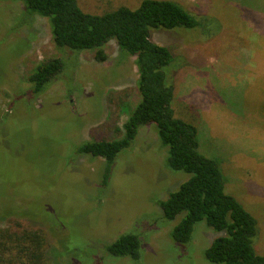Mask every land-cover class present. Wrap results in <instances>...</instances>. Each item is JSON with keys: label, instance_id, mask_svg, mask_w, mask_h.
<instances>
[{"label": "rangeland", "instance_id": "1", "mask_svg": "<svg viewBox=\"0 0 264 264\" xmlns=\"http://www.w3.org/2000/svg\"><path fill=\"white\" fill-rule=\"evenodd\" d=\"M175 1L221 21L220 32L208 40L195 29H159L152 35L188 60L175 75V115L197 127L200 151L219 163L225 192L257 220L254 244L264 254V53L256 52V61L248 58L264 32L245 11L264 12L240 0ZM141 2L79 0V5L100 14ZM21 5L0 0V225L24 221L45 232L47 251L57 243L65 246L70 256L54 264H135L97 256V243L130 230L145 231L149 241L142 264H214L204 253L221 233L201 221L192 244L177 245L171 232L180 219L162 221L160 201L190 175L165 166L167 148L154 124L139 129L134 149L119 155L107 185L101 184L106 161L76 152L108 115L114 113L119 125L126 120L123 110L140 97L136 57H120L115 41L106 45L104 62L84 51L76 66L71 62L73 79L54 83L38 99H24L35 64L61 54L47 18L38 17L30 28L17 26Z\"/></svg>", "mask_w": 264, "mask_h": 264}, {"label": "trees", "instance_id": "2", "mask_svg": "<svg viewBox=\"0 0 264 264\" xmlns=\"http://www.w3.org/2000/svg\"><path fill=\"white\" fill-rule=\"evenodd\" d=\"M240 1L264 12L261 7L264 0ZM20 2L17 26L30 28L38 17L47 18L54 44L61 54L35 64L27 76L30 86L24 90V99H38V95L54 83L68 81L67 76L74 77L73 67L78 55L84 51L92 52L95 61L104 62L108 59L106 45L115 41L120 57H136L140 97L127 113L123 110L126 120L119 125L112 113L95 126V134L90 140L76 145L81 158L87 156L106 161L101 184L109 182L119 155L134 149L139 129L154 124L161 144L167 148L165 166L190 175L159 203L162 221L180 219L171 232L176 244L191 245L195 225L206 221L209 227L221 233L205 250L208 261L214 264H264V254H259L254 244L258 234L257 220L241 202L225 192L226 178L219 163L200 151L197 127L175 115L172 106L175 75L188 65V60L179 55L174 46L152 40V35L159 29L183 33H186L185 29H195L208 40L221 30L218 17L196 15L175 0H142L137 8L123 5L100 14L84 11L79 0ZM24 14L27 15L25 18L22 17ZM245 14L251 16L256 27L264 32V13L254 16L253 12L245 11ZM254 44L257 46L251 47L253 55L256 52L258 56L263 54L264 36L258 34ZM255 57L248 58L256 61ZM147 242L145 231L130 230L114 240L97 243L96 255L103 261L113 257L128 258L135 264H142L141 255ZM55 245L56 250L47 251L45 232L31 228L27 222L12 220L6 226L0 225V264H54L61 256L62 259L70 256L65 246Z\"/></svg>", "mask_w": 264, "mask_h": 264}]
</instances>
